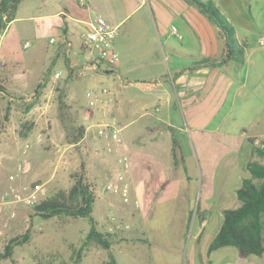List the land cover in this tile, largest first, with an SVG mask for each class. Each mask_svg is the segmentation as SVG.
<instances>
[{
  "label": "rangeland",
  "instance_id": "rangeland-1",
  "mask_svg": "<svg viewBox=\"0 0 264 264\" xmlns=\"http://www.w3.org/2000/svg\"><path fill=\"white\" fill-rule=\"evenodd\" d=\"M245 1L248 2L247 9L243 14L234 16L233 22L220 9L219 1L215 0L212 3L218 9L220 16L233 28L239 43L243 40L247 42L244 51L245 56L250 60L249 82L262 80L259 88L252 93L254 109L260 112L261 120L264 118V77L261 78V75H264V43L260 40L264 38V0ZM36 7L37 4L28 12L18 9L17 18L11 22L10 29L0 31V85L5 88L4 93L0 92V197L9 186L13 185L25 193H35L39 202L56 190L70 188L73 183V174L80 170L81 162H83L85 177L94 187L95 202L92 215L97 222L96 227L106 232L107 227L112 225V229L115 230L121 226L119 208L123 200L119 195L106 190L105 183L111 172L114 173L120 169L119 158L127 156L124 149L134 143L133 131H137L136 136L139 137L135 146L144 143L145 139L142 138L143 133L141 134L140 129L148 119L139 118L133 114L131 116L134 119L133 124L131 128L126 127L121 131L122 142L119 145L109 137H100L96 134V124L100 123L95 119L91 126L85 129L78 143L68 142V130L58 117L59 102L65 103L67 117L73 119L75 124L83 125L80 114L85 119H92L95 106L94 104L89 107L87 92L93 91L98 94L106 86V81L99 71L95 72L93 78L90 77L91 81L87 77H81L72 82L80 90L77 101L66 100V86L62 80L58 78L56 82H49L55 71L60 70L61 77L65 76L62 56L52 53L54 45L48 43V39L52 36H55L57 41L62 38V29L58 23L61 18L52 14L43 16ZM156 17L160 20H168L165 11L158 12ZM173 21L169 24L173 23L177 26L178 22ZM184 37L185 47L197 48L196 44H192L190 35H184ZM25 38L30 42V46L26 49L22 46ZM172 40L174 44L184 41L173 36ZM218 41L216 37L215 49L219 48ZM42 42L45 46H42ZM53 64L54 68L49 75V80L45 79L49 66ZM237 68L236 71H231L233 78L229 82V94L225 101L213 111L214 116L210 121L207 120L202 127L194 128L189 123H183L182 114L178 118L175 117L179 124H183V127L186 125L190 129L186 132L187 138L181 139L180 148L183 156L181 164L193 177L190 182H202V194L205 193L207 196H210L212 192H218L222 188L221 185L227 184L235 157L243 153L238 140L233 137L240 131L241 120L239 117L234 119L233 116H229V110L235 99L234 90L240 84L247 67L246 64L241 63ZM71 75L74 76L73 73ZM39 82L44 85L40 87V94L36 95L34 89ZM251 88L252 84L246 85V92H249ZM8 105L10 110L6 119L4 116ZM88 109L90 114L87 116ZM238 110L237 108L236 113ZM103 139H108L110 142L106 144ZM167 150L162 149L157 155L159 162L168 165L166 179L183 180L182 168L175 169L172 166L170 152ZM234 200V202L223 201L206 207L203 205V200L190 206L184 200L168 204L163 197H159L150 208L153 214L141 225L158 229L157 233L164 237L162 227L166 222L169 223L166 212L175 214L172 222H182L190 209L191 219L188 221V233H190L197 228L201 210L206 209L208 221L198 242L200 246H206L222 224L223 211L240 204L238 200ZM147 204L149 203L143 202V205ZM33 205L16 203L6 205L3 209L0 224L6 225L3 227L4 235L0 237V253L14 236L28 235V240L21 245H16L13 255L0 260V264L105 263L108 252L93 243L85 246L80 257H77V250L90 226L87 219H75L68 216L43 219L33 213ZM11 211L15 212L14 217L10 216ZM177 241V238L171 239L167 246L173 247L177 245ZM187 244L190 247L192 242L188 241ZM157 249L158 247H154L153 251ZM110 251L120 264H133L128 254L118 250L115 243L110 245ZM163 253L166 254L164 258H156L152 261L147 259L145 264H180L177 259H174L172 251L165 250ZM220 253L223 252H215L212 257ZM189 255L188 251V258ZM251 257L256 264H264V254ZM165 258L170 261H164ZM241 260L235 264L245 263L242 262L245 260ZM212 264H217V260L212 261Z\"/></svg>",
  "mask_w": 264,
  "mask_h": 264
},
{
  "label": "crops",
  "instance_id": "crops-1",
  "mask_svg": "<svg viewBox=\"0 0 264 264\" xmlns=\"http://www.w3.org/2000/svg\"><path fill=\"white\" fill-rule=\"evenodd\" d=\"M217 1L220 9L232 22L234 16L243 14L248 6L245 0ZM36 4V8L43 16L52 14L61 18L58 23L62 29V38L57 41L56 37L52 36L48 39V43L54 45L52 53L62 56L65 76L61 77L59 70L55 71L49 80L54 68L53 64L49 66L48 74L44 78L51 83L60 78L66 86V100L70 102L77 101V95L80 94V90L72 84L73 81L81 77H87L91 81L98 71L106 81V86L95 95L92 119H85L80 114L85 129L91 126L94 119L98 123L114 124L121 131L126 127L131 128L133 114L148 119L140 129L141 134L143 133L142 138L145 139L144 143L135 146L139 137L136 136L138 132L133 131L134 143L124 149L129 158L126 177L131 182L130 200L120 203L121 226L113 230V226L110 225L106 229V232L111 233L113 243L118 250L128 254L133 264H145L147 259L152 261L156 258H164L165 250L172 251L174 259L180 264H212L215 259L217 264H235L241 259L245 260H241L245 262L243 264H256L251 256L260 255L242 257L234 246H222L209 251L212 240L206 246L198 244L208 221L206 209L201 210L197 228L190 233H188L190 209L182 222H172L175 214L166 212L169 223L166 222L162 227L164 237L157 233L158 229L141 225L153 214L150 208L159 197H163L168 204L184 200L190 206L203 200V205L206 207L223 201L238 200L236 190L242 184L243 178L250 174L247 163L259 159L250 143V137L264 134V118L260 120V112L254 109V101H252V93L259 88L262 80L249 82L251 74L249 58L245 56L243 61L220 62L225 35L207 15L187 0H83L82 2L21 0L18 9L28 12ZM67 6L71 8L67 9ZM162 11H165L168 20H160L156 17V14ZM92 14H99L106 23L117 26L118 35L115 37L114 47L120 58L117 66L113 68L98 70L92 63L93 56L90 53L86 54L87 51L80 46V34L87 28V20ZM173 20L178 22L177 26L173 23L169 24L174 22ZM11 22L6 29H10ZM172 25L183 35L181 39L172 33ZM184 35H190L192 44L197 45L196 49L185 47ZM172 36L184 41L174 44ZM216 37L219 40L217 43L219 48L215 49ZM236 38L239 42L237 36ZM50 39L53 41L50 42ZM24 41L29 40L25 38ZM41 44L45 46V43ZM241 63L246 64L247 68L240 84L234 90L235 99L229 110V116H233L234 119L239 117L241 120L240 131L233 137L238 140L243 153L235 157L227 184L221 185L222 188L218 192H212L207 196L205 193L202 194V182H190L193 177L181 164L183 162L181 139L187 138L185 135L190 129L186 125L183 127V124H179L175 117L178 118L182 114L183 123H189L194 128L202 127L207 120L210 121L214 116L213 111L229 94V82L233 78L231 71H236ZM263 77L264 75H261V78ZM249 84H252V88L246 92V85ZM237 108L239 110L236 113ZM103 140L106 144L110 142L108 139ZM174 145L175 158L172 156ZM162 149H168L167 151L170 152V160L175 169L182 168L183 180L166 179L168 165L159 162L157 156ZM143 202L149 204L143 205ZM175 238L178 240L177 245L167 246V243ZM188 241L192 242L190 247ZM154 247L158 249L153 251ZM215 252L223 253L212 257ZM226 252L228 254H224ZM164 261L170 260L165 258ZM117 262L120 264L119 261Z\"/></svg>",
  "mask_w": 264,
  "mask_h": 264
},
{
  "label": "trees",
  "instance_id": "trees-1",
  "mask_svg": "<svg viewBox=\"0 0 264 264\" xmlns=\"http://www.w3.org/2000/svg\"><path fill=\"white\" fill-rule=\"evenodd\" d=\"M21 0H0V31L6 30L8 24L16 17L18 5ZM198 7L211 22L216 25L225 35L223 56L220 62L227 60L243 61L245 57L246 42L239 43L234 35L233 28L223 19L212 0L203 2L201 0H187ZM38 83L34 94H40ZM0 92L5 88L0 85ZM66 105L59 102V120L68 130L67 138L70 143H78L85 132L83 125H77L73 119L66 116ZM9 105L5 111L7 119ZM175 141L173 140V143ZM260 159H253L247 163L249 175L243 178L242 184L236 190V197L240 204L234 208H227L223 211V221L210 242L209 251L220 247L234 246L242 257L249 255H260L264 253V150L254 147ZM176 147H172V156L175 158ZM263 159V160H262ZM95 194L94 187L85 177V165L81 162L80 170L73 174V183L67 190H56L50 196L37 201L33 207V213L43 219L52 217H74L87 219L90 226L77 250V257H80L82 249L93 243L108 252L104 264H118L115 256L110 251L113 239L110 232H102L92 215ZM28 235L12 237L0 253V260L10 258L14 253L16 245L27 242Z\"/></svg>",
  "mask_w": 264,
  "mask_h": 264
},
{
  "label": "built area",
  "instance_id": "built-area-1",
  "mask_svg": "<svg viewBox=\"0 0 264 264\" xmlns=\"http://www.w3.org/2000/svg\"><path fill=\"white\" fill-rule=\"evenodd\" d=\"M82 2L83 0H79ZM172 33L179 39L182 35L172 25ZM118 35L117 26H112L106 23V20L99 14H92L87 20V28L80 34V46L86 50L93 57V65L98 70H106L117 66L120 55L114 47L115 37ZM53 39H50L52 42ZM261 43H264V38H261ZM24 49L30 46L29 41L22 42ZM95 95L93 91L87 92L89 107L95 104ZM90 114V109L87 110V116ZM96 134L100 137H109L115 144H121V129L114 124L100 123L96 124ZM39 138V135H38ZM250 143L253 147L262 148L264 150V134L250 137ZM28 147V145H26ZM120 169L116 172H111L105 183L106 190L112 191L119 195L124 202L130 200L129 190H131V183L126 177V171L129 169V159L127 156L119 158ZM37 202L35 193H25L13 185L9 186L8 190L0 197V217L3 209L9 204H24L33 205ZM136 205H138L136 203ZM10 216L14 217L15 212L11 211ZM6 224H0V237L4 235L3 227Z\"/></svg>",
  "mask_w": 264,
  "mask_h": 264
}]
</instances>
